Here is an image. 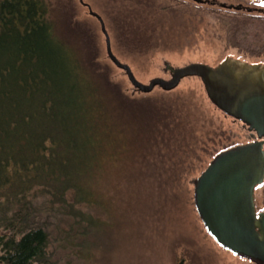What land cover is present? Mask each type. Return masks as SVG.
<instances>
[{"label": "rangeland", "instance_id": "rangeland-1", "mask_svg": "<svg viewBox=\"0 0 264 264\" xmlns=\"http://www.w3.org/2000/svg\"><path fill=\"white\" fill-rule=\"evenodd\" d=\"M44 2L54 34L97 81L109 116L105 153L86 184L93 203L76 206L94 226L73 241L83 247L54 244L48 264H251L206 233L191 184L219 151L249 142L248 134L209 102L198 78L182 80L171 92H134L107 59L99 22L88 7L102 19L113 55L142 84L167 80L164 63L214 67L232 58L264 64V39L254 40L264 38V13L243 22L241 28L249 30L242 36L256 48L243 52L232 35L236 17L246 14L183 0ZM255 204L258 212L264 207V183L255 191Z\"/></svg>", "mask_w": 264, "mask_h": 264}, {"label": "trees", "instance_id": "trees-1", "mask_svg": "<svg viewBox=\"0 0 264 264\" xmlns=\"http://www.w3.org/2000/svg\"><path fill=\"white\" fill-rule=\"evenodd\" d=\"M49 17L44 0H0V264H48L54 244L83 247L73 241L94 226L76 206L93 203L86 184L105 153L109 116ZM236 18L232 38L253 52L241 27L260 19Z\"/></svg>", "mask_w": 264, "mask_h": 264}, {"label": "water", "instance_id": "water-1", "mask_svg": "<svg viewBox=\"0 0 264 264\" xmlns=\"http://www.w3.org/2000/svg\"><path fill=\"white\" fill-rule=\"evenodd\" d=\"M88 9L99 22L107 59L124 73L134 92L149 94L155 88L171 92L182 80L198 78L217 110L254 131L252 141L216 154L191 184L196 214L213 241L241 260L264 264V207L258 212L255 204V191L264 183V64L232 58L214 67L203 63L172 67L164 63L167 80L154 78L142 84L113 55L102 19Z\"/></svg>", "mask_w": 264, "mask_h": 264}, {"label": "flooded vegetation", "instance_id": "flooded-vegetation-1", "mask_svg": "<svg viewBox=\"0 0 264 264\" xmlns=\"http://www.w3.org/2000/svg\"><path fill=\"white\" fill-rule=\"evenodd\" d=\"M79 1V0H78ZM186 3H192L198 7H208L215 10L234 12L237 14H246L256 18L264 13V2L261 0H183ZM259 64V63H258ZM233 120V119H232ZM241 129L248 134L250 141L253 140L254 131H250L244 124L235 121Z\"/></svg>", "mask_w": 264, "mask_h": 264}]
</instances>
